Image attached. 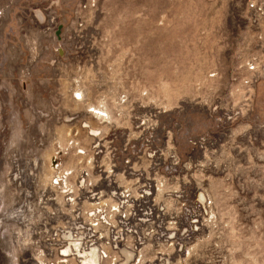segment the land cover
I'll return each mask as SVG.
<instances>
[{
	"label": "rangeland",
	"instance_id": "1",
	"mask_svg": "<svg viewBox=\"0 0 264 264\" xmlns=\"http://www.w3.org/2000/svg\"><path fill=\"white\" fill-rule=\"evenodd\" d=\"M0 264H264V0H0Z\"/></svg>",
	"mask_w": 264,
	"mask_h": 264
}]
</instances>
